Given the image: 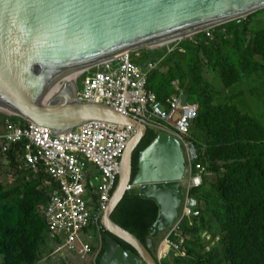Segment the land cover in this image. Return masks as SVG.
Returning <instances> with one entry per match:
<instances>
[{
	"label": "water",
	"instance_id": "water-1",
	"mask_svg": "<svg viewBox=\"0 0 264 264\" xmlns=\"http://www.w3.org/2000/svg\"><path fill=\"white\" fill-rule=\"evenodd\" d=\"M262 9L264 0H0V117L20 116L56 133L91 121L135 129L102 220L107 234L100 264H158L113 214L126 194L152 201L159 214L150 236H161L181 214L187 164L180 142L160 133L139 153L133 177L134 152L147 127L111 105L76 98L80 74L126 51L158 47Z\"/></svg>",
	"mask_w": 264,
	"mask_h": 264
},
{
	"label": "trees",
	"instance_id": "trees-1",
	"mask_svg": "<svg viewBox=\"0 0 264 264\" xmlns=\"http://www.w3.org/2000/svg\"><path fill=\"white\" fill-rule=\"evenodd\" d=\"M250 21L231 22L215 29L214 39L208 44L182 41L179 50H184L185 57L178 58L180 51L175 52L170 60L163 61L164 69L154 71L149 78L148 87L163 103L175 93L173 82L179 81L189 101L198 104L191 138L200 153V162L210 174L192 192L199 200L201 215L185 220L181 235L175 236L176 240H184L183 247L187 250L185 256L174 254L176 264H264V124L237 103L213 101L207 94L211 85L203 75V63L211 61L230 72L223 78L225 87L248 75L261 77L264 82V29L250 30ZM222 28H226L225 33L220 31ZM228 46L234 49L236 63L230 62L223 50ZM166 53V50L159 52L157 58L165 57ZM152 58L150 53L145 54L143 62ZM259 95L264 104V95ZM2 117L0 127L6 118ZM159 134L149 129L135 150L133 177L138 172L139 153ZM20 149L21 146L13 145L8 152L12 167H17ZM30 173L33 179L25 183L11 204L5 201L0 185V264H37L41 260L38 241L42 239L45 243L47 239L43 212L54 183L43 173ZM158 214L156 203L126 194L113 220L156 255L157 242L162 241L164 234L152 239L150 228ZM213 225L221 230L217 236ZM207 236L212 237L211 242L216 237L219 241L211 245ZM119 242L133 250L125 242ZM105 248L106 244L102 254Z\"/></svg>",
	"mask_w": 264,
	"mask_h": 264
},
{
	"label": "built area",
	"instance_id": "built-area-1",
	"mask_svg": "<svg viewBox=\"0 0 264 264\" xmlns=\"http://www.w3.org/2000/svg\"><path fill=\"white\" fill-rule=\"evenodd\" d=\"M243 21L246 16L234 22ZM215 29H206L170 43L190 40L195 44H208L214 39ZM154 48L129 50L84 70L76 81L75 95L80 101L111 105L148 130L171 135L180 142L188 175L184 180L185 200L179 219L164 233L157 253L160 264H176L174 254L185 255L187 250L183 247L184 240H176L175 236L181 235L185 220L201 215L199 200L192 192L200 188L205 176L210 174L200 162V153L190 136L198 115V104L189 101L179 81L173 82L175 93L165 103L148 87L149 78L162 59L143 62L144 55ZM165 50L172 52V49ZM134 134L135 129L131 126L105 121H91L56 133L20 116L5 118L0 127L1 163L10 164L8 152L11 147L21 146L18 158L23 166L33 173H43L54 183L43 212L52 257L54 254L64 258L90 259L93 256L92 263L99 264L102 244L95 249V242L97 239L102 241L106 233L102 220L119 184L124 151ZM93 230L98 231L97 237L91 234ZM45 260L49 257L37 264H59L56 258Z\"/></svg>",
	"mask_w": 264,
	"mask_h": 264
},
{
	"label": "rangeland",
	"instance_id": "rangeland-1",
	"mask_svg": "<svg viewBox=\"0 0 264 264\" xmlns=\"http://www.w3.org/2000/svg\"><path fill=\"white\" fill-rule=\"evenodd\" d=\"M251 20V21H250ZM246 21L249 22L250 30H259L264 29V10H258L255 13H252L247 16ZM226 25V24H224ZM223 26V25H221ZM215 27L218 29L219 27ZM221 32H226V28H222L220 30ZM219 42L216 43V46ZM181 43H165L162 45H159L158 47L154 48V51H151V55L154 58H157V55L159 52L165 50L166 48L172 49V52L166 53L165 57H162L161 63L158 66V69H164V62L170 60V57L172 54H174L177 51H180V55H178V58H184L183 51L179 50ZM224 52L226 53L228 60L232 63H236V58L234 57V49L231 46L224 47ZM164 61V62H163ZM230 72L225 71L221 67H217L214 62H204L203 63V75L204 78L210 83V88L207 89V94L210 98H212L213 101L216 103H237L238 105H241L244 107V111L250 113L251 115L255 116L257 119L261 120L264 124V104H263V97L259 94H263L264 92V82L263 78L257 77L256 75H248L247 77H244L239 83L231 86V87H225L223 83V78L228 77ZM261 76V75H259ZM261 81V82H259ZM80 83V81H79ZM262 91V92H261ZM0 119H3V117H0ZM197 134L196 132L194 133ZM192 137V135H190ZM19 162H17V167H12L11 164H4L0 162V185L3 187V193L6 196V202H9L11 204V201L13 200V197L23 188L25 183L31 181L33 179L32 174L30 171L23 166L22 161L19 159ZM188 178V175H186V180ZM213 232L217 236L221 233V230L219 231L217 229L216 225H213ZM91 234L94 237L98 236V231L93 230L91 231ZM161 237V236H160ZM210 237V239H208ZM212 239L211 236L206 237V241L209 242ZM217 243L219 241V238L216 237L215 240ZM160 242L157 243V249L160 246ZM38 243L40 244V251L41 252V258L44 259L46 256L50 259H59V264L63 262L64 264H93V256L89 258H83L79 256H68L66 258L62 257L59 254H54L55 257H52L51 250L49 249V243H47V240L45 243L42 242V239H39ZM221 242H219L220 245ZM97 245V244H96ZM219 255H222L221 248L218 250ZM97 253V251H95ZM154 257L157 259L158 263L160 264L159 259L154 253ZM175 257V256H174ZM45 260V261H49ZM43 260L41 261V263ZM40 263V264H41ZM62 263V264H63Z\"/></svg>",
	"mask_w": 264,
	"mask_h": 264
},
{
	"label": "clouds",
	"instance_id": "clouds-1",
	"mask_svg": "<svg viewBox=\"0 0 264 264\" xmlns=\"http://www.w3.org/2000/svg\"><path fill=\"white\" fill-rule=\"evenodd\" d=\"M106 234H107V231H106V233L103 235V239H102V241H99V239H97V241L95 242V244H97V245L94 246L95 249H98L99 245H101V244H102V248H103V245L106 244V243H105V236H106ZM163 234H164V233H163ZM47 237H48V236H47ZM163 238H164V236H163ZM208 239H210V237H209ZM46 240H47V239H46ZM162 240H163V239H162ZM161 242H162V241H161ZM215 242H216V241H212V242L210 241V244L213 245ZM160 244H161V243H160ZM211 245H209V246L206 247V250H207V251H209V249L211 248ZM183 246H184V244H183ZM159 247H160V246H159ZM158 249H159V248H158ZM185 249H186V248H185ZM101 252H102V249H101ZM101 252H100V255H99V258H100V259H99V264H100V260H101V257H102L101 255H103ZM157 253H158V250H157ZM157 253H156V256H157ZM186 254H187V251H186ZM186 254H185V255H186ZM175 255H176V254H175ZM175 255H174V256H175ZM181 255H182V254H181ZM185 255H183V256H185ZM100 256H101V257H100ZM174 256H173V259H174V261H175V263H176V259H175L176 257H174ZM62 263H63V262H62ZM63 264H64V263H63ZM158 264H159V263H158Z\"/></svg>",
	"mask_w": 264,
	"mask_h": 264
}]
</instances>
